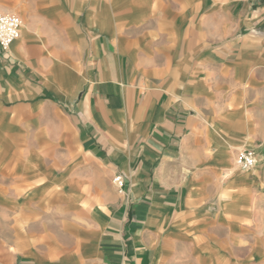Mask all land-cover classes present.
<instances>
[{
	"label": "crops",
	"instance_id": "1",
	"mask_svg": "<svg viewBox=\"0 0 264 264\" xmlns=\"http://www.w3.org/2000/svg\"><path fill=\"white\" fill-rule=\"evenodd\" d=\"M0 10V264H264V0Z\"/></svg>",
	"mask_w": 264,
	"mask_h": 264
},
{
	"label": "built area",
	"instance_id": "2",
	"mask_svg": "<svg viewBox=\"0 0 264 264\" xmlns=\"http://www.w3.org/2000/svg\"><path fill=\"white\" fill-rule=\"evenodd\" d=\"M21 19L19 16L11 13H5L0 10V47L7 49L9 45L19 37ZM257 163L255 152L252 149H243L238 152L235 158V165L241 171H248ZM112 181L116 184L119 191H123L124 176L117 173Z\"/></svg>",
	"mask_w": 264,
	"mask_h": 264
},
{
	"label": "bare ground",
	"instance_id": "3",
	"mask_svg": "<svg viewBox=\"0 0 264 264\" xmlns=\"http://www.w3.org/2000/svg\"><path fill=\"white\" fill-rule=\"evenodd\" d=\"M236 166V165H235Z\"/></svg>",
	"mask_w": 264,
	"mask_h": 264
}]
</instances>
